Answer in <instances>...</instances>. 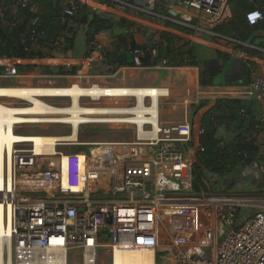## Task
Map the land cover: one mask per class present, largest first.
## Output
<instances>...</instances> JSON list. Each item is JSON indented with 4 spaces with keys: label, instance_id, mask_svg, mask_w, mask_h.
<instances>
[{
    "label": "crops",
    "instance_id": "0c3cea01",
    "mask_svg": "<svg viewBox=\"0 0 264 264\" xmlns=\"http://www.w3.org/2000/svg\"><path fill=\"white\" fill-rule=\"evenodd\" d=\"M12 1L0 0V23L4 26L13 25L12 21H22L18 1ZM58 1L62 10L68 0ZM77 1L87 13L78 16L81 30L73 40L68 41L65 37L68 35L64 33L57 38L55 47L43 48L40 54L29 56L31 49L37 50L35 44L22 49L18 41V45L13 42L8 46L0 36V102L8 100L1 97L6 96L13 101L15 98L29 103L24 106L0 104L2 143L11 145L14 140L33 141L35 153L54 154L55 141L77 139V128L81 123H141L145 119V107L132 115L134 121L110 122L104 121L108 108L116 110L125 105L85 106L79 99L82 95H89L96 101L98 94L104 92L128 98L124 90L84 88L93 84L102 88H155L161 91L155 101L160 123L171 125L187 121L190 124L191 141L179 142V146L193 164L200 154L198 148L202 137L211 132L210 121L212 134L220 148L231 153L237 144L241 145L242 153L238 160L228 162L223 158L217 161L221 168L217 174L212 173L216 176L212 182V198L216 196L233 203L236 213L257 211L256 206L264 200V121L260 120L263 103L247 95V85L235 80L239 77L240 61L254 64L251 72L255 69L264 78V31L245 36L243 40L219 34L214 30L216 26L231 19L213 23L207 16L186 9L180 0ZM239 2L244 9H264V0ZM30 11L34 14V21L39 22L41 13L37 7L30 6ZM226 12H232L229 2ZM93 15L110 19L112 25L86 43L85 30ZM120 22L126 25H119ZM218 52L225 59L217 57ZM11 66L15 74L5 75V69ZM217 67L219 74L207 78L209 69ZM201 73L206 81L211 80L213 84L202 85ZM11 79L15 85H2L4 80ZM62 79L66 85H60ZM215 79L221 80L220 84L216 85ZM48 84L54 87H43ZM71 84L74 85L67 87ZM15 86L32 87L11 88ZM55 95L68 97L69 104L57 106L38 98ZM231 99L239 100L246 114L238 110L239 117L232 118L225 110L223 117L226 119H217V114L215 117L207 116L214 108L220 111L222 101ZM109 100L114 101L111 98L106 102L110 103ZM152 100L155 99L152 97ZM229 109L232 110L231 107ZM112 116L121 118L119 113ZM31 121L68 124L72 132L61 136L13 133V124ZM200 127L204 133L198 136ZM42 142L39 152L38 146ZM62 162L66 163L65 158ZM209 169L202 167L203 177L208 179ZM158 253L162 258L161 264H175L173 257L166 259L161 252ZM118 256V264H158V255L154 258L152 249L122 247L118 249Z\"/></svg>",
    "mask_w": 264,
    "mask_h": 264
},
{
    "label": "built area",
    "instance_id": "2783aa9c",
    "mask_svg": "<svg viewBox=\"0 0 264 264\" xmlns=\"http://www.w3.org/2000/svg\"><path fill=\"white\" fill-rule=\"evenodd\" d=\"M180 2L213 23L232 18V14L226 12L229 0ZM27 4L28 0H18L21 7ZM80 6L79 1L68 0L62 8L59 21L67 31L80 25L76 17ZM263 16L257 8L244 13L248 25L257 24ZM37 31L36 27L30 30L31 43L35 45L39 42ZM14 74L13 66L5 69V75ZM27 87L32 86L11 88ZM84 88L152 90L153 95L146 93L143 97L146 111L140 128L155 134L139 138L136 123H120L131 125L135 131L132 141L115 142L135 147L122 157L116 153L97 155L102 146L114 142H85L82 145L98 148L64 153L57 150L58 147L75 144L77 139L57 140L54 154H34L32 145L25 149L18 146L25 142H14L10 157L3 156L2 173L0 171V264H68L70 249L81 251L82 264H96L101 261L98 248L106 249L105 254L113 264L115 250L122 247L152 249L153 255L161 252L166 259L173 257L175 264H264V200L248 217L245 213L237 214L233 203L216 196L212 198L208 178L202 177L199 190L194 189L193 161L186 158L179 146V142L191 141V126L187 121L171 125L160 123L155 101L161 91L102 88L95 84ZM247 88V95L263 103L260 120L264 121V78L255 69ZM48 97L66 96H38L40 99ZM119 97L104 92L98 94L96 101L89 95H82L80 99L89 98L93 101L91 104H96L107 98L121 99ZM128 98H134L136 103L134 96ZM13 99L19 105L27 102ZM26 124L42 123L22 122L13 126ZM197 133L201 136L203 128ZM198 149L204 152L201 145ZM152 153L154 156H150ZM40 158L42 165L38 163ZM63 158L66 161L64 178ZM99 189H112L114 194L123 193L125 198H91ZM38 192L42 194L24 195ZM201 208L205 209L203 218Z\"/></svg>",
    "mask_w": 264,
    "mask_h": 264
},
{
    "label": "trees",
    "instance_id": "16d2710c",
    "mask_svg": "<svg viewBox=\"0 0 264 264\" xmlns=\"http://www.w3.org/2000/svg\"><path fill=\"white\" fill-rule=\"evenodd\" d=\"M18 1V0H17ZM16 0L12 1L14 3L17 2ZM240 0H230L229 2L234 3V7L232 9V18L231 20L223 22L222 24L216 26L214 29L217 33L227 36H233L236 38H240L243 40L245 36L250 35H256L258 32L264 31V18L258 22L255 25H248L245 18L244 13L248 9H244L242 7V4L239 2ZM36 6L37 11L41 13L39 16V22L38 20L34 21V14L30 11V6ZM18 12L19 15L22 17L20 20L21 22L12 21L14 22L13 25L10 26H4L0 23V36L3 39L4 42L9 46L13 42L21 43L20 47L23 49V46H27L29 48V45L31 44V35L30 30L34 27V25H37V37L39 38V42L37 43V50L34 48L31 49L29 56H35L40 54V50L45 49H51L53 46L55 47L58 45V37L62 34H66L68 36L67 40H73L74 36L81 30L80 25L77 28L66 30L64 25L61 24L59 21V16L61 12L60 4L58 0H28V4L25 7H21V5H18ZM264 15V9H260ZM83 12L87 13V10L83 9V6L81 5L79 10L76 13V17L80 16ZM264 17V16H263ZM80 18L78 17V20ZM112 21L110 19L101 18L99 16H92L91 21L89 22L87 28H86V43L91 42L93 39V36L97 33H99L101 30H105L109 27H111ZM119 25H126L122 24L121 22ZM236 32V34L234 33ZM23 40V41H21ZM18 45V43H17ZM71 46V44H69ZM50 47V48H49ZM14 48V46H13ZM25 55V53H23ZM217 57H222L225 59V56L218 52ZM228 58V56H227ZM255 65L248 62V61H240L238 66V74L239 77L235 80V82H239L240 84L248 85L250 78H251V69ZM219 67L217 68H210L208 71V76L211 79L215 75L219 74ZM209 79V80H210ZM200 83L202 85H212L210 81H206L204 74H200ZM221 110L217 111L216 108H214L210 113L207 114L209 117L210 115L217 114L216 118L218 117L220 119H226L224 116V113L227 111L228 115L232 118L239 116L237 115L238 110H243V113L246 114L245 107L240 105V101L237 99H231V100H224L222 103H220ZM231 107L232 110L229 109ZM226 110V111H225ZM234 113V114H233ZM240 113V112H239ZM233 114V115H231ZM206 116V117H207ZM210 124V134H204L201 141V146L204 148V152H200L198 158L196 159V162L193 164V169L195 168V164L199 162L201 165L200 167H196L195 171H197L196 179L194 182V187L199 190V184L203 177V170L202 167L206 166V169L210 167L209 171L211 173L217 174L220 172V168L217 165V161L223 158H226L228 162H233L234 160H238L240 157L241 151V145L237 144L236 150H233L231 153L227 152L225 148H220L218 146V141L215 137V135L212 134V121L209 122ZM216 131V128L214 129ZM74 152H88L87 148L85 147H78L73 150ZM238 152V153H237ZM239 212H237L238 214Z\"/></svg>",
    "mask_w": 264,
    "mask_h": 264
},
{
    "label": "rangeland",
    "instance_id": "374dc122",
    "mask_svg": "<svg viewBox=\"0 0 264 264\" xmlns=\"http://www.w3.org/2000/svg\"><path fill=\"white\" fill-rule=\"evenodd\" d=\"M229 6L231 9L234 7L233 2H229ZM62 83L60 85H66L67 83H63V79L61 80ZM60 81V82H61ZM221 80L215 79L214 83L220 84ZM2 85H15L14 81L11 80H4ZM109 99V98H107ZM103 99L98 101L96 104H91V100L89 98H85V100L81 99L80 104L85 105V106H107V105H131L133 106L135 104L134 98H123L126 99V101L121 102L117 99V101L114 99V101H110V103H107L106 100ZM48 103L57 105V106H63V105H68L69 104V98L67 97H50V98H44ZM4 105L7 106H24V105H29L27 102H24L25 104H17L18 102L13 101V100H4L3 101ZM91 102V103H90ZM1 103V102H0ZM71 132V127L68 124H63V123H55V124H26V125H17L13 128V133L17 135H68ZM77 141L74 142L75 144H67L63 145L61 147H58L57 150H60L62 152H74L73 150L78 148V147H85L87 148V151L89 152V149L91 150L93 148H98V146L95 145H90V146H85L82 145L85 142H129L132 141L134 138V128L131 125H123V124H105V123H92V124H82L79 126V129L77 131ZM21 148L29 149L31 148V143L25 142L20 145ZM39 152L41 151V147H43V142L39 144L38 146ZM95 151V150H94ZM42 160L39 159L38 163H41L42 165ZM125 160H130V158H126ZM43 165L45 166L46 161H43ZM201 164L197 162L195 164L196 167H200ZM195 168L193 169V172L197 174V171H195ZM203 174V173H202ZM210 183L212 185L213 180H215L216 176L208 175ZM42 192H38L36 194H24V195H41ZM91 198H98L102 200H107V199H124L125 195L123 193L119 194H114L112 192V189H109L107 191H103L99 189L95 194L91 195ZM248 215V217H251L250 214L245 213ZM205 215V209L201 208L200 209V217L203 218ZM225 231H227V227H225ZM98 257L101 261H98L96 264H111V258L110 256L106 255V249L104 248H98ZM158 255V260L157 263L161 264L162 263V258L160 257V253H157ZM68 264H82V256H81V251L78 249H70L68 252Z\"/></svg>",
    "mask_w": 264,
    "mask_h": 264
},
{
    "label": "bare ground",
    "instance_id": "6f19581e",
    "mask_svg": "<svg viewBox=\"0 0 264 264\" xmlns=\"http://www.w3.org/2000/svg\"><path fill=\"white\" fill-rule=\"evenodd\" d=\"M122 90L126 91V92H124V94H127L128 97L134 96L135 99H136V103L132 107L123 106L122 108L116 109V110H114L113 108H108V111L106 112L107 115L104 118V121H110V122L111 121L125 122V121H131V120L134 121V117L133 116H129V114L133 115V114L140 113L141 111H143L142 109L144 108V106L142 105V101H143L144 95L146 93H149V95H153V91L152 90H147V89H122ZM115 98H117V97H115ZM119 98H121V100H119V101L124 102L123 101V100H125V99H123L124 96L123 97L121 96ZM153 99H155V98L153 97ZM113 113H119L121 118L120 117H116V116H112ZM1 114H2V111L0 109V115ZM35 120H39V119H35ZM31 122H39V121H31ZM31 122H26V123H31ZM116 124H120V123H116ZM137 125L139 126L138 127V136H139V138L148 137V136H150V137L154 136L155 132L149 133V132H146L144 130H141V128H140L141 123H139V122H138ZM18 141L30 142L31 145H32V148H33V141L14 140L11 143V145H7V144H3L2 141L0 140V167H1V169H2V166H3V156L5 154H7L8 158H9L10 154H11L12 144L14 142H18ZM134 149H135V147L132 146V145L126 146V145H122V144H119V143H109V144H106V145L102 146L100 148V151H97V152H99L97 155H99V156H111L112 154L116 153L117 155L122 157L124 155H127L130 150H134ZM33 152H34V150H33ZM34 154H41V153H35L34 152ZM0 171L2 173V170H0ZM62 174H63V178H64L65 174H66V163L63 164V162H62ZM118 258H119L118 250H115L113 264H118L119 263V259Z\"/></svg>",
    "mask_w": 264,
    "mask_h": 264
},
{
    "label": "clouds",
    "instance_id": "9594fccd",
    "mask_svg": "<svg viewBox=\"0 0 264 264\" xmlns=\"http://www.w3.org/2000/svg\"><path fill=\"white\" fill-rule=\"evenodd\" d=\"M231 14H232V13H231ZM48 98H50V97H48ZM51 98H52V97H51ZM59 98H60V97H59ZM43 99H44V98H43ZM43 99H42V100H43ZM83 99H84V98H83ZM44 101H45V100H44ZM79 101H81V99H79ZM50 104H51V103H50ZM52 105H54V104H52ZM51 124H53V123H51ZM71 132H72V131H71ZM77 133H78V132H77ZM157 253H158V252H154V255H153L154 258H155V256H157V255H156Z\"/></svg>",
    "mask_w": 264,
    "mask_h": 264
}]
</instances>
